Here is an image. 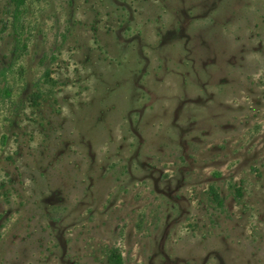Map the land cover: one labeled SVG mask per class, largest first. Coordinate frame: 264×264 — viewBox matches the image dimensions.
Here are the masks:
<instances>
[{
	"label": "rangeland",
	"instance_id": "obj_1",
	"mask_svg": "<svg viewBox=\"0 0 264 264\" xmlns=\"http://www.w3.org/2000/svg\"><path fill=\"white\" fill-rule=\"evenodd\" d=\"M13 8L0 264H264V0Z\"/></svg>",
	"mask_w": 264,
	"mask_h": 264
},
{
	"label": "trees",
	"instance_id": "obj_2",
	"mask_svg": "<svg viewBox=\"0 0 264 264\" xmlns=\"http://www.w3.org/2000/svg\"><path fill=\"white\" fill-rule=\"evenodd\" d=\"M25 0H10V2L13 5L14 12L19 9V7L24 3ZM15 14V13H14ZM13 14V15H14ZM107 260L109 264H120L121 261V255L117 248H112L108 255Z\"/></svg>",
	"mask_w": 264,
	"mask_h": 264
}]
</instances>
